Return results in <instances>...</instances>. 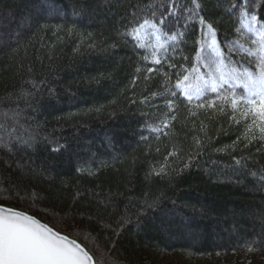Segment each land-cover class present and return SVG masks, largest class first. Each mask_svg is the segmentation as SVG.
Wrapping results in <instances>:
<instances>
[{
  "label": "trees",
  "instance_id": "obj_1",
  "mask_svg": "<svg viewBox=\"0 0 264 264\" xmlns=\"http://www.w3.org/2000/svg\"><path fill=\"white\" fill-rule=\"evenodd\" d=\"M161 2L87 0L81 14L74 0H0L5 41L0 44V116L22 110V121L42 141L29 154L32 162L49 169L31 180L40 199L18 207L60 225L78 189L88 195L75 203L73 212L94 208L97 193L110 197L103 215L114 219L127 210L133 221L111 253L120 264H150L149 252L202 258L264 249V140L244 148L243 123L230 120L229 112L210 110H197L192 117L180 109L167 136L140 135L145 119L158 124L167 112L162 99L141 103L152 92L163 93L160 85L166 78L154 73L146 80L150 65L119 33L125 31L121 25L132 11L129 5L146 8ZM231 2L201 0L220 41L235 40L246 49L251 34L236 32L238 20L224 11ZM256 11L264 19V7ZM38 12L40 23L48 26L25 30L20 20L36 18ZM194 27L189 23L185 29L189 43ZM143 40L150 57L155 37L149 31ZM197 140L204 145L202 154L184 170ZM46 144L63 147L53 153ZM242 157L246 167L238 170L234 158ZM6 158L0 154V161ZM161 168L164 172L156 175ZM10 177L15 179L14 170L0 164V191ZM145 201L153 207L138 218L132 215Z\"/></svg>",
  "mask_w": 264,
  "mask_h": 264
},
{
  "label": "snow or ice",
  "instance_id": "obj_2",
  "mask_svg": "<svg viewBox=\"0 0 264 264\" xmlns=\"http://www.w3.org/2000/svg\"><path fill=\"white\" fill-rule=\"evenodd\" d=\"M224 2L220 0L221 4ZM258 6L264 7V0H232L224 9L238 20L236 32L243 29L251 34L249 47L245 49L235 40L220 41L215 23L204 15L205 5L201 0H162L146 8L129 5L132 11L123 18L121 26L125 31L119 35L128 37L134 49L139 50L141 59L150 65L146 67V80L154 73L166 78L160 85L163 93L152 92L151 99L141 100L150 104L162 99L167 109L158 124L143 121L142 138L143 131L154 133L157 138L161 134L167 136L178 111L184 109L192 117L198 115L197 110H210L229 112L230 119L236 123L243 119L246 122L244 148L254 140H264V19L256 11ZM73 7L82 14L88 8L87 0H74ZM41 19L43 16L38 12L36 18H23L19 23L25 30H31L34 25L47 27V23H40ZM189 23L195 25L190 43L185 32ZM149 31L155 37L150 57L144 54L147 45L143 40ZM3 43L0 36V44ZM234 55L239 59H233ZM140 70L137 68V72ZM32 86L35 88L36 84ZM155 107L159 112V106ZM21 117L20 109L0 116V154L7 157L0 164H7L15 173V179L10 177L8 186L0 191V264H120L111 253L124 229L133 221L127 210L114 219L103 215L111 206L110 197L97 193L94 208L73 212L75 203L88 195L78 189L74 204L62 216L60 225L42 222L35 213L18 207L27 201L34 205L40 199L31 180L49 172L32 162L29 154L38 151L42 141L32 125H26ZM45 147L56 153L63 146L46 144ZM203 147L197 140L195 152L189 153L184 161V170L193 166L194 158L202 154ZM174 155V151L168 153V157ZM234 162L238 170L246 167L243 157L234 158ZM163 172L161 168L155 174ZM152 207V203L145 201L132 215L138 218L146 208Z\"/></svg>",
  "mask_w": 264,
  "mask_h": 264
},
{
  "label": "rangeland",
  "instance_id": "obj_3",
  "mask_svg": "<svg viewBox=\"0 0 264 264\" xmlns=\"http://www.w3.org/2000/svg\"><path fill=\"white\" fill-rule=\"evenodd\" d=\"M11 35L12 33L10 35L7 33V37ZM240 122L243 123L246 129V122L243 119ZM251 220L255 221L254 219ZM183 237L187 238L189 236L183 234ZM146 256L150 264H264V249L248 250L241 254H220L202 258L189 257L183 253L165 254L149 252Z\"/></svg>",
  "mask_w": 264,
  "mask_h": 264
}]
</instances>
